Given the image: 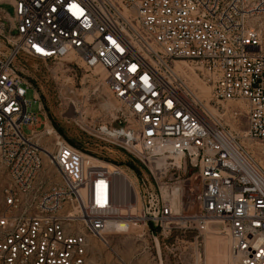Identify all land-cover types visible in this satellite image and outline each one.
<instances>
[{"label": "built area", "instance_id": "1", "mask_svg": "<svg viewBox=\"0 0 264 264\" xmlns=\"http://www.w3.org/2000/svg\"><path fill=\"white\" fill-rule=\"evenodd\" d=\"M2 3L12 13L0 6V264H88L92 237L108 242L118 214L108 160L29 110L20 53L103 68L126 124L103 123L96 135L141 163L126 170L142 202L124 214L130 223L196 229L197 243L222 225L238 264H264V0ZM179 60L196 63L209 100ZM225 101L246 108L243 135L231 125L241 109ZM240 136L262 145L260 158ZM188 165L199 183L195 210L182 213L172 193L182 194Z\"/></svg>", "mask_w": 264, "mask_h": 264}, {"label": "rangeland", "instance_id": "2", "mask_svg": "<svg viewBox=\"0 0 264 264\" xmlns=\"http://www.w3.org/2000/svg\"><path fill=\"white\" fill-rule=\"evenodd\" d=\"M0 6L12 13L9 4L2 3ZM261 27L264 34V20ZM0 51H6L2 40ZM14 64L34 86L26 92L31 100L29 110L41 118L46 115L47 123L51 122L57 131L53 122L64 129L65 133L61 134L72 138L95 156L111 161L106 162L115 172L114 195L118 214L111 220L112 224L104 235L108 242L92 237L88 264H236L229 250L230 237L222 225H218V231L207 232L204 243H197L196 229L172 228L171 231L152 233L138 222L130 223L128 215L123 218L126 213L138 212L142 205L137 188L128 182V179L134 182L128 172L138 173V170L127 165L131 155L126 149L96 135L103 123L109 126L126 124L122 120L123 107L112 94L101 66H78L68 60H43L25 53L18 54ZM177 64L184 69L199 93L209 100L212 86L202 76L196 63L179 60ZM225 103L241 109L238 124L231 120V125L243 135V130L247 128L246 108L244 105L240 107L239 102ZM23 130L29 132L30 128L24 124ZM43 138L51 140L52 136ZM240 139L260 158L261 144L252 143L244 136ZM179 173L184 190L178 196L174 189L173 204L182 213H189L195 210L194 196L199 183L197 168L188 165L181 167Z\"/></svg>", "mask_w": 264, "mask_h": 264}, {"label": "trees", "instance_id": "3", "mask_svg": "<svg viewBox=\"0 0 264 264\" xmlns=\"http://www.w3.org/2000/svg\"><path fill=\"white\" fill-rule=\"evenodd\" d=\"M55 125H56V128L58 129V131L60 133H65L64 129H62L61 127H59L57 125V123L53 122ZM69 139L74 143V144H77L79 146H81L80 144L76 143L72 138L69 137ZM127 165L133 167V168H136L138 171H140V166H141V163H139L138 165V161L131 155L130 159L127 160ZM158 230V228H156Z\"/></svg>", "mask_w": 264, "mask_h": 264}, {"label": "bare ground", "instance_id": "4", "mask_svg": "<svg viewBox=\"0 0 264 264\" xmlns=\"http://www.w3.org/2000/svg\"><path fill=\"white\" fill-rule=\"evenodd\" d=\"M131 176V175H130ZM132 177V176H131ZM133 178V177H132ZM123 218H127L126 216H124ZM112 220V219H111ZM105 235V234H104ZM233 255V254H232ZM233 257L235 258L236 264H237V256L233 255Z\"/></svg>", "mask_w": 264, "mask_h": 264}, {"label": "water", "instance_id": "5", "mask_svg": "<svg viewBox=\"0 0 264 264\" xmlns=\"http://www.w3.org/2000/svg\"><path fill=\"white\" fill-rule=\"evenodd\" d=\"M214 227H216L217 225H213Z\"/></svg>", "mask_w": 264, "mask_h": 264}]
</instances>
